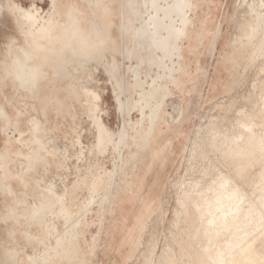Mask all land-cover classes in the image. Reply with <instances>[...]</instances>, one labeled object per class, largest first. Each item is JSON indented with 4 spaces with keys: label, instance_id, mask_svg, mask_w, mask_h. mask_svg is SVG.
<instances>
[{
    "label": "bare ground",
    "instance_id": "obj_1",
    "mask_svg": "<svg viewBox=\"0 0 264 264\" xmlns=\"http://www.w3.org/2000/svg\"><path fill=\"white\" fill-rule=\"evenodd\" d=\"M51 1L52 8L46 15L38 14V9L34 4L29 9H25L18 6L15 1V3L13 2L21 12L18 24L21 26L25 22L30 24L29 32L26 34L29 38L27 39L28 46L27 48L21 46L22 54H18L15 39H12L10 43L8 42L5 61L2 66L3 75L0 77V90H6L8 81L11 80L12 84L18 86L15 87L18 91L24 90L33 98H39V91L49 87L50 92L43 98L40 97V99L45 100L48 106L53 104L54 96L57 93L63 92L71 98L76 96V92L70 86L75 80L72 71L82 69L85 73L88 66L94 61L92 56L96 54L102 57L106 47L123 55L133 46L138 53L147 46L146 51L149 52L147 58L151 57L148 61L158 64L157 73L163 69V73L157 74L158 77L156 78L167 77V84L179 85L180 71H182L181 59L183 58L181 43L186 38L189 42L192 41L193 36L188 37L189 28L195 27L194 24L196 23L192 18V14L197 11L200 14L199 7L202 5V0H144L146 16L143 18V23L140 27L134 29L133 22H130L127 29L133 30L134 34L133 41L129 42L130 44L126 42L127 30L125 26L123 34H120L123 42L120 43L121 38L118 40L117 35H111V28H113V23L116 22L117 17L120 16L125 20V9H116L117 0H84L82 4L78 3L79 0ZM257 1L260 3L261 0ZM92 4L95 7V11L91 16L94 21L88 28L85 8L91 7ZM4 8L3 2L0 0V17L4 13ZM133 10L136 11L135 8ZM63 14L66 15L64 19L62 18ZM139 18L142 19L141 15ZM198 18L199 23L193 29L196 37L203 31L202 23H204L205 15L202 14ZM251 27L254 26L251 25ZM261 27L262 25L259 24L253 29L257 30ZM260 45H262V42ZM0 56L2 57V55ZM235 60L236 58L233 57L230 61L234 64ZM249 61L253 63L254 55L249 57ZM141 62H146L145 57H141ZM235 65L237 66V63ZM263 66H258L261 71ZM139 69V66L133 68L137 77L134 85L135 87H141L143 91L138 92L139 99L135 101L134 106L140 107V109L141 107H151V112L148 115L143 110L145 113L142 112V117L138 121L142 125L145 119L149 117L148 125L143 129V133L135 129L134 133L131 134L129 129L125 128L124 122L119 140L113 141L111 132L96 116L98 105L91 108L99 127V146L104 142L113 144L119 153V162L115 165L113 171L93 184L90 199L78 214H73L70 206L57 194L52 184L47 188L50 192L49 198L44 196L39 203L35 202L30 206L28 217L32 221L36 220L46 209L51 208L53 210L55 203H60L56 217L62 216L69 221L68 226L71 233L70 238H68L70 241L68 247L63 248L62 252L57 248H53L52 251L45 250L46 256L34 259L35 264H86L87 253L82 250L80 240L82 233L89 226L87 212L94 202L99 203L101 211L109 205L114 216L121 222L119 238L114 239L110 234H107L105 243H111L112 245L115 243V250L122 258H124L123 248L132 244L138 247L140 251L139 259H144L145 264H264V78L259 83L254 84L255 81L251 83V88L256 95L254 110L255 108L259 110V123L256 122V110L253 112L252 109V112H249L246 110V106H244L245 109L240 106L241 109L240 107L236 108L237 117H235L238 125H236V122L235 125L238 126V131L235 130V133L228 131L229 133L226 132L222 135L215 130L217 134L207 138L202 130L203 126L201 130H199L201 125L196 129L190 148H185V151L189 150V161L192 160L194 163L193 159L195 158L200 161L202 159L207 160V156L210 155L209 157L212 156L217 165H213L214 163L210 166L207 165L209 168L204 169V172L201 170L202 174H205L203 179L194 180L195 184L191 182L193 186L188 187V184H186L188 189L185 187L186 190H180L177 193L178 207H175L176 216L173 223H171L172 227L169 234L173 239V243L168 241L167 246L163 247L159 259L156 260L154 250L157 246L154 244V238L149 239L147 249H144V240L141 236L146 218L145 211L141 212V209L146 208L148 212H151L154 206L142 195V188L150 165L147 162L148 159L142 157L139 152L147 148L152 139V134L157 130L159 118L164 111L163 107L166 101L163 100V97H165L168 87L157 82L158 79L153 77L150 90L145 92L142 86L147 81L139 79ZM126 87L125 82L120 83L121 93L118 95V103L121 111L126 109L121 95H126L127 91L133 93L132 85H129V89ZM84 91L92 99L94 98L96 101L99 99L98 93L88 87L85 86ZM153 98H156L157 102L154 105L151 103L153 105L151 106L149 103ZM29 100L31 99L29 98ZM226 100V97H222V102ZM59 104H62V102L60 101ZM45 108L47 111L48 108ZM175 112H180L178 118L180 120L183 116L182 108ZM175 112L173 111V113ZM61 113V110L57 109V114L62 115ZM169 115L173 118L171 112ZM0 116L4 120L2 123H6V126H4V130H6L7 126L10 127L11 119L8 110L2 103H0ZM209 118H215L216 120L219 117L210 116ZM227 118L224 120H227ZM174 119L173 121H175ZM224 120L221 119L222 122ZM257 124L261 125L263 129L261 127L262 130L257 129ZM36 141L38 148L35 151L31 150L34 151V154L30 158L29 166L27 165V172H36L41 163L53 155L44 142L39 141V139ZM28 142L30 143V141ZM131 142L136 144L137 149L133 150L131 155L129 154L130 157L125 158L123 148L129 146ZM206 147H209V149ZM221 161H225L226 168L222 166ZM139 163L141 164L139 165ZM11 164L9 155L0 152L1 169L5 177L10 180L18 177V174L11 169ZM190 164L192 165L191 162ZM191 167L194 170V164ZM186 171L189 172V168ZM181 175L179 176L181 177ZM176 181L175 184L178 183ZM110 194H112L111 201H109ZM14 217V209H9L1 213L0 223L8 225ZM176 231H179L178 235L175 233ZM8 233L12 236L15 235V231L9 227ZM61 243L62 239L59 237L58 244ZM194 244L195 248L193 249ZM10 253L12 256L16 254L15 251ZM94 258L92 256V262ZM7 264H15V262L11 259ZM134 264L138 263L135 262Z\"/></svg>",
    "mask_w": 264,
    "mask_h": 264
},
{
    "label": "rangeland",
    "instance_id": "obj_2",
    "mask_svg": "<svg viewBox=\"0 0 264 264\" xmlns=\"http://www.w3.org/2000/svg\"><path fill=\"white\" fill-rule=\"evenodd\" d=\"M14 1L18 6L25 9H29L34 4L38 9L37 11L39 13H37L40 15H46L51 8L50 0H2L3 3L9 4L10 9L4 13V17H0V55H2V57L0 56L2 58L0 59V77L3 75L2 66L5 61V51L10 41L15 39L16 52L18 54H22L21 46L22 48H27L28 46L27 39L29 38L26 34L29 32L30 24L26 22L24 23L25 26L18 24L21 12L15 7ZM256 1L202 0V5L199 7L200 14L198 11L196 13L194 12L192 18L194 22L196 21L194 24L196 27V24L199 23L198 17L204 14L205 18H202L204 20V23H202L204 28L196 37L193 33L195 27H190L188 37L193 36L191 38L192 41L189 42L186 38L181 43L183 47V58L181 59L182 71H180L181 79L178 86L170 83L167 84V77L161 79L156 78L160 73H163V69L157 73L158 64L148 61L151 57L147 58L149 56V52L146 51L147 46L144 49L142 48L139 53L133 46L123 55L116 50L112 51L106 47V51H104L105 53H103L104 55L102 57L96 54L92 56L94 61L88 66L85 73L82 69L72 71L75 80L70 86L76 92V96L71 98V96L67 97L63 92L57 93L58 95L55 94L54 96L53 104L48 106L45 100L40 99V97L43 98L50 92L49 87L39 91V98H33L24 90L18 91L16 89L18 86L12 84L10 82L11 80L8 81L7 89L0 90V103L8 110L11 124L9 125L10 127L7 126V129L4 130L6 123H2L4 120L0 116V152L9 155L10 164L12 163L11 169L18 174V177L12 180L6 178L0 165V215L12 208L15 211V217L8 225L0 223V245L2 246H0V264H7L11 259L14 260L15 264H35L34 259L44 258L46 256L45 250L49 249L52 251L53 248H57L62 252L63 248L70 245V241L68 240L71 234L68 226L69 221L62 216L59 218L56 217L58 208L61 205L60 203H55L53 210L51 208L46 209L43 214L32 221L28 217L29 208L35 202L39 203L44 196L49 198L50 192L47 188L52 184L57 194L70 206L73 214H78L82 211L81 208L85 207L89 201L93 184L115 169V165L119 162V153L114 145L107 141L108 144L104 142V144L99 146V127L95 121V115L91 112V108L94 105H98L96 116L100 118L101 123L111 132L113 141L119 140V134L124 125L123 118H127V120L133 118L136 120L140 113L141 115L142 112L145 113V108L147 109L146 113L148 115L151 109L150 106L141 107V109L140 107L134 106L135 101L139 99L138 92L143 91L141 87H135L134 85L137 79L133 71L135 66H139L140 68L139 79L147 81L142 86L145 92L150 90V83L153 77L159 80L157 82L168 87L164 95L165 97H163V100L166 101L163 107L164 111L161 115H167L171 112L173 119L175 116L174 120L177 121L180 112L175 111L181 109L180 101L182 96L180 92H176L173 97L170 95L172 94L173 88L183 90L185 67H187L189 72V78L196 76L198 67H205L207 69L204 77L205 80L202 84V90L207 93L211 88V83L217 77L216 68L218 66L222 67V74L218 75L224 77L227 82L234 83V81L239 80L240 76L227 74V69L229 70L232 67L231 63L227 61V57L231 54H236L239 57L238 61L241 63H238L237 66L242 65L241 73L245 72V77L243 80L238 81L237 90L233 93L236 102L234 103L235 105L228 106V100L222 102V98H199L194 93V86L191 85L192 82H188V88L193 91V94L190 96L193 110L189 111V120L186 123L188 131L187 137L183 141L182 150L173 156L174 170L172 169V174L168 179L167 190L165 189L162 194V212L159 213L155 210L150 217L146 218L144 230L141 235L144 240V249H147L149 239L154 238V244L157 246L154 250V255L156 256V260L159 259L163 247L167 246L168 241L173 243V239L169 234L172 227L171 223H173L176 216L175 207H178L176 199L177 193L180 190H186V184H188V187L193 186L196 183L194 180L198 181L199 179H203L205 174H202V172L207 167L209 168L211 164L214 163L213 165H217L215 159L212 156L209 157L210 155L207 156V160L202 159L200 161L195 158L193 159L194 163L192 160L189 161V150L185 151V148H190L196 129L201 125V128H199L201 130L203 126L202 130L207 138L217 134L216 131L222 135L228 131L235 133L238 131V126H236L238 125L236 108L240 106H243L242 108L244 109V106H246V110L249 112H252V109L253 112L256 110V122L259 123V110L258 108L254 110V107H256L254 104L256 103V95L254 94L255 91L251 88V83H254V81V84L259 83L264 78V66L262 71L258 67L259 65H264V0H261L260 3ZM78 3L82 4L84 0H79ZM120 8L125 9V20L120 16V18L117 17L116 22L113 23V28H111V35H117L118 40L121 38L120 34H123L124 26L127 30L130 22H133L134 29L138 28L146 16L144 0H117L116 9L119 10ZM138 9L139 11H137ZM85 10L87 14L86 25L89 28L94 21V18L91 17L93 11H95L94 4L91 7H86ZM140 15L142 19L139 18ZM64 17H66L65 14H63L62 18L64 19ZM82 24L84 25L85 23L83 22ZM259 24L262 25L260 29H253ZM251 25L254 27H251ZM133 38V30H127V44H130L129 42L133 41ZM240 40H252V42L245 44L240 43ZM121 42H123L122 38L120 39ZM261 42L262 45H260ZM244 45H247V52L240 57L239 47ZM248 46L250 47L248 48ZM251 55H254L253 63L249 61ZM142 56L146 59L144 63L141 62ZM131 67L133 68L131 69ZM123 82L127 85V89L130 88L129 85L133 87V93L127 91V96L125 94L121 95L123 103L126 106L125 111L120 110L118 103V95L121 93L120 83L123 84ZM85 86L98 93L99 99L97 101L94 98L92 99L84 91ZM162 93L164 94L163 91ZM60 101L62 104H59ZM150 101L149 104L151 106L157 102L156 98ZM45 107L48 108L47 111ZM57 109L61 110L62 115L57 114ZM65 110L66 113L64 114ZM210 116H218L223 120L228 118L223 123L221 119L218 121L219 118L215 120V118H209ZM138 121H131L125 124V128L129 129V133L133 134L135 129L143 133L145 121L142 125ZM258 125H256V128L262 130L261 125ZM38 139L44 142L53 155L41 163L36 172H27L30 158L38 148L36 141ZM206 148L209 149V147ZM133 150L135 148L131 145L123 148L124 157H130L129 154L131 155ZM193 164L194 170L191 167ZM187 167L189 168V172L186 171L188 170ZM199 173L202 175H198ZM180 174H182L181 177L179 176ZM148 181L150 180L148 179ZM175 181L178 183L175 184ZM184 183L186 186L183 185ZM111 196L112 194H110L109 201H111ZM109 207L108 205L105 210L101 211L99 203L94 202L90 205L89 211L87 212L89 226L82 233L80 240L82 250L87 253L86 264H134L135 262L145 264L144 259H139L140 251L135 245H126L123 248L124 258H122L117 253L118 251L115 250V243L113 245L111 243H105V236L107 234H110L114 239L119 238L121 234V222L114 216ZM8 227L15 231L14 236L8 233ZM175 233L178 235L179 231ZM59 237L62 239L60 245L58 244ZM194 248L195 244L193 246ZM11 251L16 252L15 256L11 255ZM92 256L95 257L93 262Z\"/></svg>",
    "mask_w": 264,
    "mask_h": 264
},
{
    "label": "crops",
    "instance_id": "obj_3",
    "mask_svg": "<svg viewBox=\"0 0 264 264\" xmlns=\"http://www.w3.org/2000/svg\"><path fill=\"white\" fill-rule=\"evenodd\" d=\"M51 1V0H50ZM17 4V3H16ZM4 5V13L8 11L10 8L9 4L3 3ZM50 7L52 8V1ZM4 13L2 14L1 17H4ZM0 23H1V18H0ZM240 43H251L252 40H240ZM250 46H248L249 48ZM247 45L240 46V57L241 55H245L247 52ZM233 57L236 58V62L231 63V59ZM227 61L231 63V68L229 70L227 69V74L228 75H235V76H240L238 81H241L245 77V72H242V65L236 66L235 63H240L238 61V56L236 54H231L229 57H227ZM238 61V62H237ZM241 64V63H240ZM185 75H184V88L183 90H179L176 88L172 89V94L170 95L173 97L176 92L181 93V101H180V106L183 110V116L180 120L173 121V118L167 114V115H161V118H159V124L157 126V130L155 133L152 134V139L144 150H141L139 154L144 156V158L148 159L147 162L150 165V169L148 170L144 185L142 188V195H144L148 201L153 203L154 208L152 207L151 212H148L146 208H142L141 212L146 213V218L150 217L152 214V211L157 210L159 213L161 212V207H162V194L164 190L166 189V184L168 183V179L171 176V171L173 168V156L177 155L180 150H182V144L185 138L187 137V128H186V123L189 120V111L193 110L192 106V101L190 100V96L193 94L192 90H190L189 83H191L192 86H194V93L196 94L197 97H201L202 99L207 97H212L214 99H219L222 97H226L228 100V106H233L235 105V98L233 97V93L236 92L237 90V85L238 81H234V83H229L227 80H225L224 77H220L219 75L222 74V67H217V77L214 79V81L211 83V88L208 90L207 93L202 90V84L204 82V77L207 73V69L205 67H198L196 76L189 78L188 77V70L187 67H185ZM219 74V75H218ZM189 82V83H188ZM149 110V109H148ZM167 111V109H165ZM147 112V109H146ZM168 112V111H167ZM150 113V111H149ZM142 117L141 113L138 116L136 120L133 118L131 120H127V118H123V124L132 122H136L140 120ZM149 117L146 118L145 120V128L147 126V123H149ZM180 121L179 123H177ZM174 123V124H173ZM183 125V126H182ZM174 130V131H173ZM184 130V131H183ZM141 140V139H140ZM179 141V142H178ZM141 142V141H140ZM173 143V145H172ZM131 146L137 149L136 144L130 143ZM129 145V146H130ZM177 150V151H176ZM141 162V161H140ZM141 163H139L140 165ZM221 164L223 167L226 168V163L225 161H221ZM148 179L150 181H148ZM163 191V192H162ZM161 195H160V194ZM154 199V201H153ZM157 207V208H155ZM145 218V221H146Z\"/></svg>",
    "mask_w": 264,
    "mask_h": 264
}]
</instances>
